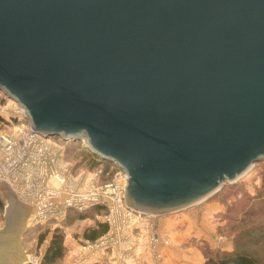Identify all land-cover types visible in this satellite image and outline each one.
Segmentation results:
<instances>
[{
  "label": "water",
  "instance_id": "obj_1",
  "mask_svg": "<svg viewBox=\"0 0 264 264\" xmlns=\"http://www.w3.org/2000/svg\"><path fill=\"white\" fill-rule=\"evenodd\" d=\"M0 94L119 165L129 208L181 210L264 158V0H0ZM0 191V264H32Z\"/></svg>",
  "mask_w": 264,
  "mask_h": 264
},
{
  "label": "rangeland",
  "instance_id": "obj_2",
  "mask_svg": "<svg viewBox=\"0 0 264 264\" xmlns=\"http://www.w3.org/2000/svg\"><path fill=\"white\" fill-rule=\"evenodd\" d=\"M5 97L7 96L0 94L2 106H7ZM11 113L9 109L0 111L1 130L10 131L13 125L24 120L19 119V116H11ZM56 140L64 150L65 159L61 164L70 163L73 176L81 171L83 179L87 180L90 171L102 168L101 180L105 181L110 177L111 163L94 156L83 146L82 141L62 138ZM0 197L5 205L7 201L2 191ZM16 198L22 200L17 194ZM4 205L0 208V228L4 221ZM24 206L31 208V218L30 222H24L20 247L23 255L32 262L36 261V264H44L45 250L56 231L63 236V255L54 264H70L71 253L82 241L88 239L85 233L102 223V209L97 212L89 207L71 212L67 210L64 219L41 224L34 221V207L26 202ZM150 222L161 241L159 245L163 253V264H200L216 251L230 252L237 234L246 228H252L257 234L254 235L256 240L245 241L246 250L264 264V158L255 162L236 180L224 183L200 201L172 213L152 215ZM102 233L99 232L97 236ZM135 236L140 240L139 258L136 262L129 263L152 264L146 250V231H137ZM88 264L112 263L102 257Z\"/></svg>",
  "mask_w": 264,
  "mask_h": 264
},
{
  "label": "built area",
  "instance_id": "obj_3",
  "mask_svg": "<svg viewBox=\"0 0 264 264\" xmlns=\"http://www.w3.org/2000/svg\"><path fill=\"white\" fill-rule=\"evenodd\" d=\"M0 111L9 109L20 120L10 131L0 129V182L34 207V221H60L68 209L100 206V219L107 229L94 239L82 241L70 255V264H88L105 257L112 264H130L139 258L137 231H146L148 258L163 264L159 235L150 222L151 214L129 208L123 200V170L111 163L110 177L101 180L102 168L90 171L87 180L73 176L58 136L31 133L23 109L9 97ZM83 144V142H81ZM85 147V146H84ZM108 174L109 171H106ZM1 192V191H0Z\"/></svg>",
  "mask_w": 264,
  "mask_h": 264
},
{
  "label": "trees",
  "instance_id": "obj_4",
  "mask_svg": "<svg viewBox=\"0 0 264 264\" xmlns=\"http://www.w3.org/2000/svg\"><path fill=\"white\" fill-rule=\"evenodd\" d=\"M4 205L3 199L0 197V208ZM90 209H94L97 212L101 209L100 206H92ZM75 209H68L71 212ZM107 229L104 223H98L97 228H91L89 233H85V237L88 239H94L99 232L102 233ZM257 234L252 228H246L241 230L234 241V247L230 252L216 251L213 255L207 256L200 264H263V261L258 257L251 255L247 252L245 247V241L256 240ZM246 237V238H245ZM244 240H240V239ZM63 255V236L57 231L51 236L49 244L45 250L43 256L44 264H54Z\"/></svg>",
  "mask_w": 264,
  "mask_h": 264
},
{
  "label": "bare ground",
  "instance_id": "obj_5",
  "mask_svg": "<svg viewBox=\"0 0 264 264\" xmlns=\"http://www.w3.org/2000/svg\"><path fill=\"white\" fill-rule=\"evenodd\" d=\"M83 144H84V142H83ZM29 259H30V258H29ZM29 261H30V260H29ZM30 262H31L32 264H36V261H34V260H33V262H35V263H33L32 261H30Z\"/></svg>",
  "mask_w": 264,
  "mask_h": 264
}]
</instances>
